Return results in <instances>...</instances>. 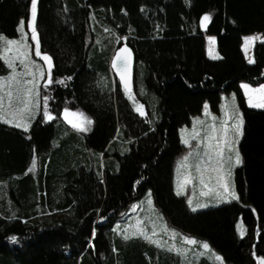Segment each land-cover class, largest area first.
<instances>
[{
	"label": "trees",
	"instance_id": "obj_1",
	"mask_svg": "<svg viewBox=\"0 0 264 264\" xmlns=\"http://www.w3.org/2000/svg\"><path fill=\"white\" fill-rule=\"evenodd\" d=\"M30 14V0H0V33L18 37ZM205 14L212 20L203 32ZM36 23L53 60L41 109L47 95L56 119L41 111L28 132L0 122V264H177L113 232L148 190L170 227L207 242L226 264L264 259V109L250 108L240 87L264 83V43H255L252 64L242 48L244 36L264 35V0H37ZM210 36L223 59L209 58ZM125 43L144 116L110 68ZM223 94H235L244 119L242 163L232 173L240 200L193 212L175 194L179 132L205 103L218 114ZM65 108L91 118L92 131L76 132Z\"/></svg>",
	"mask_w": 264,
	"mask_h": 264
},
{
	"label": "snow or ice",
	"instance_id": "obj_2",
	"mask_svg": "<svg viewBox=\"0 0 264 264\" xmlns=\"http://www.w3.org/2000/svg\"><path fill=\"white\" fill-rule=\"evenodd\" d=\"M30 3L31 14L30 19L27 21V27L30 29L31 40L35 42V56L43 61V65L37 63L31 57L32 46L28 43V33L25 31V20L23 18L17 26V32L20 33L19 38H8L0 33V61H3L7 69L10 70L6 76H0V122L23 129L24 132L29 131L31 121L41 111L42 120L52 121L56 119L49 110V97L47 95L42 97L43 107L41 109V81H45L44 88L53 83V60L50 55L41 51L36 23L37 0H30ZM185 3L190 6V0H185ZM211 20L212 16L205 14L200 20V26L207 28ZM104 31L109 32L111 29L106 27ZM119 39H126V37H117V40ZM208 40L210 44L208 55L210 58L213 60L223 59L220 53L212 47L216 44V37L210 36ZM257 41L264 43V35L254 34L243 37L242 48L249 63H255L254 58L250 55V49ZM44 65H46V68ZM111 67L119 75L124 93L135 106V110L141 116L146 115L144 105L140 104L133 94L132 52L126 45L115 52L111 60ZM67 79L71 80L72 77L69 76ZM58 83L63 84L64 81L60 80ZM240 87L244 90L249 107L264 109V84L254 87L249 83H242ZM203 108L208 121L197 118L195 121L196 126L193 127L191 132L184 130L183 138V143L190 148L192 147L191 141L196 140L198 144L202 145L203 151L195 148L180 161L177 169L175 194L184 196L187 186L193 184V180H197L201 187V196H211L217 203L231 202L232 200L239 201L240 197L235 191L231 177L233 168L242 163L236 145L243 135V114L239 112L235 94L231 97V104H225L222 107L223 119L219 120V123H217L218 118L210 113L207 103L203 105ZM70 115L74 119H69ZM64 117L72 128L79 132H87L89 130L88 126L93 123L92 119L85 113L70 112L68 108L64 109ZM201 126H203L205 132L203 137L200 135ZM35 166L36 161L33 159L32 167L28 171L31 172ZM192 168L195 169V175L190 171ZM151 195V192H149L147 203L149 208L155 212ZM187 203L193 212L199 208L208 207V204L203 202L193 205L191 197L188 198ZM156 216L158 220H163L159 213H156ZM238 228L240 229V235L243 236V228L239 225ZM119 234L122 235L125 241L132 238H141L157 248L175 252L185 258V264H190L187 261V253L190 249L178 247L175 244V240L180 234L174 229H170L166 223L158 227L155 222H152L151 231H149L144 226V222L138 218L135 225H129ZM161 234L167 235L169 240H163ZM180 238L186 245L199 246L203 249L204 252H201V255L210 252L216 261L223 264V258L213 252L207 242L198 241L189 236H181ZM10 239L15 241L17 237L12 236ZM169 241H172V243H169ZM260 264H264V259L260 261Z\"/></svg>",
	"mask_w": 264,
	"mask_h": 264
},
{
	"label": "rangeland",
	"instance_id": "obj_3",
	"mask_svg": "<svg viewBox=\"0 0 264 264\" xmlns=\"http://www.w3.org/2000/svg\"><path fill=\"white\" fill-rule=\"evenodd\" d=\"M30 19V18H29ZM28 21V20H27ZM27 21L25 20V31L28 33V43L32 46V49H31V57L32 59H34L37 63L39 64H42L43 65V61L39 58V57H36L35 56V51H34V47H35V42L31 40V33H30V29H28L27 27ZM20 37V33H18V37L16 38H19ZM260 42V41H258ZM207 53H208V49L210 47V44H209V40L207 39ZM212 47L215 48V50L217 51V47H216V44L215 45H212ZM254 47V46H253ZM253 47L250 49V55L253 57ZM244 52V51H243ZM245 55V53H244ZM209 56V55H208ZM210 58V56H209ZM246 58V56H245ZM211 59V58H210ZM247 62H248V59L246 58ZM4 64V63H3ZM248 64H252V63H249ZM44 67L46 68V65H44ZM19 70V69H18ZM10 70L7 69L6 65L4 64V69H3V72L0 76H6L8 74ZM45 81H41V89L43 87V84H44ZM264 84V83H263ZM50 86V85H49ZM244 91V90H243ZM233 94H223L222 96V103H221V107H223L225 104H231V97H232ZM246 97V96H245ZM247 99V97H246ZM236 104H237V101H236ZM238 105V104H237ZM248 105V103H247ZM251 108V107H250ZM239 109V107H238ZM239 112L241 113L240 109H239ZM212 113V112H211ZM39 114H37L35 116V118L33 119V121L35 122V120L37 119ZM214 115V114H213ZM215 116L218 118L217 119V123H219V120L223 119V112L221 111V114L218 115V114H215ZM69 119H74V117H71L69 116ZM206 119V118H205ZM204 119V121H206ZM65 121L68 123V121L65 119ZM207 122V121H206ZM231 123V122H230ZM69 124V123H68ZM70 125V124H69ZM9 126H12V125H9ZM31 126H32V122H31ZM71 126V125H70ZM196 124H194L193 127H195ZM72 127V126H71ZM191 127V126H190ZM190 127H185V128H182L180 129V138H181V142L183 144V146L185 147L184 149V152L177 158V160L175 161V166H174V184H175V188H176V180H177V169H178V165L180 163V161L183 159V157L185 155H187L190 151H193L195 148H199L201 151H203V147L202 145L198 144L196 140H192L191 141V144H192V147L190 148L188 145H185L183 143V138H184V130H187L188 132H191V130L193 129L190 128ZM89 130L87 132H79L77 130H75L76 132H79V133H85V134H89L91 131H92V124L88 126ZM30 130V129H29ZM201 137H203L205 135V132L203 130V126H201V133H200ZM243 135L240 137L239 139V143L236 145V147L238 148L239 150V144H240V141L242 139ZM240 152V151H239ZM241 165V164H240ZM240 165H236L233 170H232V173L233 171L240 167ZM190 171H192L193 175H195V169L192 168L190 169ZM231 180L233 182V177H231ZM151 192L150 190H148L144 197L133 203L129 209H127L126 211L122 212L116 223L114 224L113 226V232H115L116 234H118L121 238H122V235L119 234V233H122L123 229L128 227L129 225H135L136 224V221L137 219L139 218L140 220H142L144 222V226L149 230L151 231V223L152 222H155L157 224V226L159 227L161 224H164L167 222L164 220L160 221L157 219V216H156V213H159L158 209L155 207L154 203H153V208L155 209V212H153L149 206H148V203H147V200H148V193ZM201 192V187L198 183L197 180H193V184L187 186L186 188V194L182 197H185L186 201L188 200L189 197H191L193 199V205H195L196 203L198 202H203V203H207L208 204V207L206 208H199L197 209V211L195 212H199V211H204V210H208V209H211V208H216V207H219L223 204H227V203H231V202H234V200H232L231 202H221V203H217L211 196H201L200 194ZM151 200H152V195H151ZM153 202V200H152ZM135 206V208H134ZM190 208V207H189ZM191 209V208H190ZM160 214V213H159ZM161 215V214H160ZM162 216V215H161ZM168 225V224H167ZM241 228H243L244 230V235L246 233L245 231V228L243 226V223L240 221L239 224H238ZM168 227L170 229H174L172 227H170L168 225ZM177 233H179L180 235L177 236L176 240H175V244L178 246V247H182V248H186V249H190L187 253V261L190 262V264H203V262H208V263H211V264H220L219 261H216L215 258L211 255L210 252H205L203 255H201L200 253L201 252H204L203 249H201L199 246H189V245H186L182 242L181 240V236H188V235H185L181 232H179L178 230L174 229ZM237 231H238V234L240 237H243L240 235V229L238 228L237 226ZM191 237V236H189ZM161 238L163 240H169V237L167 235H164V234H161ZM194 238V237H192ZM134 239H137V240H143L141 238H132V239H129V240H134ZM196 239V238H195ZM198 240V239H196ZM128 241V240H127ZM145 241V240H143ZM198 241H201V240H198ZM204 242V241H202ZM145 243L149 244L148 242L145 241ZM169 243H172V241H169ZM150 247H153L156 251H158L159 253H162L163 256H171L173 258V260L177 263V264H185V258L184 257H181L179 255H177L175 252H168L167 250L165 249H160V248H157L155 245H152V244H149ZM212 250V249H211ZM213 252H215L214 250H212ZM216 253V252H215ZM217 254V253H216ZM263 258H259L258 259V264H260V261L262 260ZM162 260V258H161ZM163 264V263H162ZM223 264H226L223 260Z\"/></svg>",
	"mask_w": 264,
	"mask_h": 264
},
{
	"label": "water",
	"instance_id": "obj_4",
	"mask_svg": "<svg viewBox=\"0 0 264 264\" xmlns=\"http://www.w3.org/2000/svg\"><path fill=\"white\" fill-rule=\"evenodd\" d=\"M203 32H205V28H203ZM127 46L130 50H131V52H132V84H133V82H134V77H135V67H136V59H135V55H134V52L132 51V49L128 46V44H123V45H121V46H119L117 49H116V51L118 50V49H120V48H122V47H124V46ZM115 51V52H116ZM115 52H114V54H115ZM114 54H113V56H112V58L114 57ZM112 60V59H111ZM110 68H111V71H112V73H113V75L116 77V79L118 80V82L120 83V78H119V75H117L116 74V70L115 69H113L112 67H111V62H110ZM120 85L123 87V85L120 83Z\"/></svg>",
	"mask_w": 264,
	"mask_h": 264
},
{
	"label": "crops",
	"instance_id": "obj_5",
	"mask_svg": "<svg viewBox=\"0 0 264 264\" xmlns=\"http://www.w3.org/2000/svg\"><path fill=\"white\" fill-rule=\"evenodd\" d=\"M118 46H119V45H118ZM118 46H117V47H118ZM242 90H243V89H242ZM243 92H244V91H243ZM255 109H258V108H255ZM209 111H210V109H209ZM221 111H222V107H220V112L218 113V115L221 114ZM210 113H211V111H210ZM213 114L215 115V113H212V115H213ZM198 118H199L200 120H204V119L206 118L205 120L208 121V117L205 116L204 112H203V115H202L201 117H198ZM196 119H197V118H195V119L193 120V123H192V125H191L190 128H192V127L194 126ZM31 122H32V125H33L34 121L32 120ZM7 125H8V124H7ZM12 127H14V126H12ZM31 127H32V126H31ZM31 127H30V129H31ZM15 128H16V127H15ZM17 129H20V128H17ZM20 130L23 131V129H20ZM234 201H236V200H234Z\"/></svg>",
	"mask_w": 264,
	"mask_h": 264
},
{
	"label": "bare ground",
	"instance_id": "obj_6",
	"mask_svg": "<svg viewBox=\"0 0 264 264\" xmlns=\"http://www.w3.org/2000/svg\"><path fill=\"white\" fill-rule=\"evenodd\" d=\"M119 46H121V45H119ZM119 46H118V47H119ZM118 47H117V48H118Z\"/></svg>",
	"mask_w": 264,
	"mask_h": 264
}]
</instances>
